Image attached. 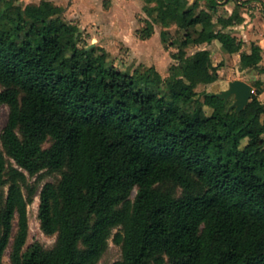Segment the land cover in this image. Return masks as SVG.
<instances>
[{
    "label": "trees",
    "instance_id": "obj_1",
    "mask_svg": "<svg viewBox=\"0 0 264 264\" xmlns=\"http://www.w3.org/2000/svg\"><path fill=\"white\" fill-rule=\"evenodd\" d=\"M143 1L142 40L155 24L166 45V28L184 32L167 80L83 46L56 0H0V264L7 252L11 264H100L111 241L112 264H264V81L236 112L213 96L222 90L199 97L223 64L207 48L187 53L217 41L260 75L262 49L242 52L227 31L240 6L215 21L217 0ZM36 196L52 248L28 245Z\"/></svg>",
    "mask_w": 264,
    "mask_h": 264
},
{
    "label": "rangeland",
    "instance_id": "obj_2",
    "mask_svg": "<svg viewBox=\"0 0 264 264\" xmlns=\"http://www.w3.org/2000/svg\"><path fill=\"white\" fill-rule=\"evenodd\" d=\"M15 1L17 4L26 6L39 4L41 0ZM243 1L247 3L250 0ZM200 3L201 6H206L205 0H201ZM56 4L64 8V15L67 21L80 27L82 45H93L98 53L106 52L109 54V61L112 62L113 66L127 72L144 71L146 68L155 67L161 73L163 79L167 80L170 76V67L177 63L173 59L172 53L180 50V41L183 39L184 32L180 31L175 25L166 28V31H168L166 45L162 40V31L165 28L155 24L153 36L150 39L142 40L139 37L140 29L145 27L146 19L153 20L145 10L147 6L143 0H56ZM227 13L224 4H222L217 15H226ZM260 14L261 11L255 10L252 16L258 15L261 17ZM230 31L232 33L236 32ZM207 47L214 52V63L223 64L219 72L222 79L216 86L199 87L200 98H202L203 91L219 92L227 89L229 87V79L243 76L249 80L254 75L252 72L241 73L238 70L239 61L237 60V54L229 57L221 49L219 42L216 41ZM201 48H205V46L187 49L188 56H191ZM215 52H217L216 55ZM229 102L233 103V98ZM207 111L208 113L211 112L208 108ZM8 116L9 107L7 105L1 106L0 133L7 123ZM57 178L58 176L48 175L40 186L46 182H54ZM33 181H35L34 178L32 179ZM135 194L136 191L133 196ZM39 204L40 197L36 196L34 203L29 207L31 233L28 245L38 242L45 248H52L56 243L57 237L56 235H48L43 231L38 217ZM121 256V248L111 241L110 249L100 264H112L120 260ZM4 264H11L9 252L4 258Z\"/></svg>",
    "mask_w": 264,
    "mask_h": 264
},
{
    "label": "crops",
    "instance_id": "obj_3",
    "mask_svg": "<svg viewBox=\"0 0 264 264\" xmlns=\"http://www.w3.org/2000/svg\"><path fill=\"white\" fill-rule=\"evenodd\" d=\"M195 1V0H194ZM194 1H191L193 3ZM206 1V0H205ZM219 3L217 13L219 11V8L221 7L222 4H224V7L226 8V11L228 12L226 15H217L215 16V21H217L218 17H230L234 10L236 9L237 6H240V13L241 16L243 17V21L241 23H236L233 26L229 27L227 31L233 30L236 31L233 33L235 36H237L240 40L243 41V48L242 52L246 53H251L252 51V46L256 44L257 46L261 47L262 49V56L263 60L261 62V65L264 67V13H263V8L261 5V2L255 1V0H250L247 3H245L243 0H217ZM264 1V0H263ZM207 4V1H206ZM203 7V6H202ZM206 7V6H204ZM242 10V12H241ZM255 10L261 11V17L256 15L252 16V13L255 12ZM232 32V31H231ZM214 44V43H212ZM212 44H204L205 48L210 49L207 47L208 45L211 46ZM216 45V44H215ZM217 52H215L216 55ZM214 52L212 51V56ZM220 54V53H219ZM229 57L233 56L228 53H226ZM214 60V59H213ZM237 60L240 61V54H237ZM235 59V61H237ZM257 79H262L264 81V73L257 75ZM235 79H242L247 81L246 78L243 76L239 77H234L233 79L228 80V85L229 82ZM256 89L254 87V93ZM260 99L262 102H264V92L260 95Z\"/></svg>",
    "mask_w": 264,
    "mask_h": 264
},
{
    "label": "water",
    "instance_id": "obj_4",
    "mask_svg": "<svg viewBox=\"0 0 264 264\" xmlns=\"http://www.w3.org/2000/svg\"><path fill=\"white\" fill-rule=\"evenodd\" d=\"M93 46V45H92ZM257 80L256 75H252L247 81L242 79H235L229 82V87L219 93L213 94L226 103L233 98L234 102L231 104L230 109H235L236 112L243 111L250 103L254 94L253 82Z\"/></svg>",
    "mask_w": 264,
    "mask_h": 264
}]
</instances>
